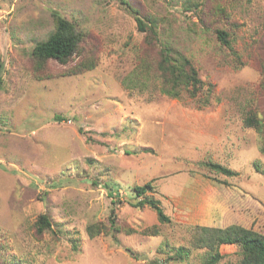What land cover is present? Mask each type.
Returning a JSON list of instances; mask_svg holds the SVG:
<instances>
[{"label": "rangeland", "instance_id": "374dc122", "mask_svg": "<svg viewBox=\"0 0 264 264\" xmlns=\"http://www.w3.org/2000/svg\"><path fill=\"white\" fill-rule=\"evenodd\" d=\"M133 10L154 30L139 31ZM58 17L79 44L65 61L38 59ZM162 48L190 60L198 94L162 90ZM248 111L264 118V0H0V264H204L215 247L197 243L201 227L264 234V154ZM40 214L51 228L38 235ZM90 224L107 232L91 236ZM218 251L212 264L240 259L235 244Z\"/></svg>", "mask_w": 264, "mask_h": 264}, {"label": "trees", "instance_id": "16d2710c", "mask_svg": "<svg viewBox=\"0 0 264 264\" xmlns=\"http://www.w3.org/2000/svg\"><path fill=\"white\" fill-rule=\"evenodd\" d=\"M133 12L138 30L147 31L149 33L154 25V20L145 17L142 19L137 10H133ZM146 20L149 25L146 23ZM80 36V33L76 32L70 21L62 17H58L54 31L45 40L37 43L34 46L32 53L38 59L54 58L60 61H65L67 57L75 51L79 44ZM217 36L223 44L228 43L225 31L219 29L217 31ZM158 66L160 77L164 83L167 84L162 89L165 93L172 96H178L180 90H177V87L181 83L191 86V95L198 94V91L201 90L203 82L198 76V71L191 64L188 58L174 55L171 49L162 48ZM188 85L185 87H188ZM247 113L248 115L244 118V123L247 126L255 127L259 132L261 137L260 151L264 154V118L258 116V114L253 111H248ZM53 119L56 121H62L64 117L60 114H55ZM208 165L226 176L238 174L237 171L218 163L210 162ZM93 182L96 183V181ZM151 188L152 186L149 182L133 186V190L137 195H142L148 190H151ZM144 203L155 210L157 218L160 222L169 221V217L164 213L159 201L156 198L144 197L138 202V205ZM108 221V230L113 236L115 232L118 231L116 224V212L114 208L111 209ZM50 228L51 222L48 216L46 214H40L36 222V234L40 235L44 230ZM106 230L107 227L103 224H90L87 226V232L91 236L100 234L101 232L105 233L107 232ZM201 231V235H198L197 237V243L211 248L215 247L212 250L214 251L213 255L204 264H212L218 261V259L222 256V254L218 251L221 244H235L238 247L240 259L234 264H264L263 233L238 224H231L225 227H201ZM73 247H76V244L73 243ZM182 251L183 249L179 248V252ZM165 260L166 259L158 261V263L164 264ZM158 263L154 260L149 261L148 264Z\"/></svg>", "mask_w": 264, "mask_h": 264}]
</instances>
